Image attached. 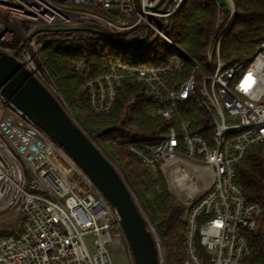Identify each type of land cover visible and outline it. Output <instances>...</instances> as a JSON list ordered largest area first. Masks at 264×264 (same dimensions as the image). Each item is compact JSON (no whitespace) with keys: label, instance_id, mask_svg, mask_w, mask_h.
I'll return each mask as SVG.
<instances>
[{"label":"built area","instance_id":"2783aa9c","mask_svg":"<svg viewBox=\"0 0 264 264\" xmlns=\"http://www.w3.org/2000/svg\"><path fill=\"white\" fill-rule=\"evenodd\" d=\"M185 1L0 0V51L43 83L49 74L40 53L52 42L99 39L120 52L133 51L150 35L169 43L174 53L160 63L106 57L107 69L96 74L78 63L80 91L94 114H107L124 80L143 86L141 98L152 103L149 115L174 124L158 145L131 152L184 198L182 264H248L249 234L260 230L263 208L247 200L237 165L249 147L264 144V38L254 54L223 59L236 7L234 0H215L203 59L190 56L167 34ZM139 99L131 96L126 106ZM188 103L203 111L200 126L182 117ZM115 239L127 243L116 209L64 149L0 92V264H113L109 247Z\"/></svg>","mask_w":264,"mask_h":264},{"label":"trees","instance_id":"16d2710c","mask_svg":"<svg viewBox=\"0 0 264 264\" xmlns=\"http://www.w3.org/2000/svg\"><path fill=\"white\" fill-rule=\"evenodd\" d=\"M234 3V23L222 47L225 60L239 52L254 54L264 34V0H234ZM217 10L215 0H186L171 16L167 34L187 54L202 60ZM150 48L156 53L161 48L166 55L143 63H160L174 53V48L160 37L151 43ZM40 57L63 102L88 133H97V144L125 174L162 240L166 264H182L186 210L168 191L165 179L153 178L143 162L131 152L132 147L146 152L149 146L161 143L174 121L151 117L152 103L141 98L143 86L131 79L122 82L109 113L94 114L89 109L87 97L80 91L84 73L76 70L77 64L83 62L85 70L89 68L96 74L107 69L103 64L106 57H113L115 61L130 59L106 42L99 39L52 42L41 50ZM133 95L140 99L127 107L126 103ZM181 112L185 120L195 126L201 125L197 117L203 111L196 104L184 105ZM237 176L247 200L259 203L263 208L258 220L260 230L249 234L251 253L247 262L264 264V144L247 149L237 165Z\"/></svg>","mask_w":264,"mask_h":264},{"label":"water","instance_id":"95a60500","mask_svg":"<svg viewBox=\"0 0 264 264\" xmlns=\"http://www.w3.org/2000/svg\"><path fill=\"white\" fill-rule=\"evenodd\" d=\"M147 36L148 31L145 39ZM0 92L64 149L116 209L134 264H161L162 245L131 184L68 110L59 93L1 51Z\"/></svg>","mask_w":264,"mask_h":264},{"label":"rangeland","instance_id":"374dc122","mask_svg":"<svg viewBox=\"0 0 264 264\" xmlns=\"http://www.w3.org/2000/svg\"><path fill=\"white\" fill-rule=\"evenodd\" d=\"M263 38H264V34H263ZM155 39H156L155 35H150V37H149V39L147 40L146 43H144L142 45H138V46L132 47V49H134L133 51L127 52V51L122 50L121 53L123 55H125V57H129L131 61H138V62L153 60V59H156V58H163V56L166 55V52L163 49L158 48V52L156 53L154 49L150 48L151 43ZM42 79H43V83L48 88H50L52 91H54V93L58 92L55 89V86H54L53 82L51 81V79L49 78V76L48 77H43ZM68 110H70V109L68 108ZM70 112H71V110H70ZM89 134L95 135L94 139H95V137L97 135V133H89ZM166 187H167L168 191L180 202V204L186 210V205L184 203V198H182L181 195H178V194L174 193L172 191V189L169 188V186L167 185V182H166ZM155 231H156V229H155ZM156 236L158 238V241L162 245L161 247H162L163 254H164V257H165V262H166V252H165L166 250H165V248L163 246L162 240H161L159 234L157 233V231H156ZM109 249H110V256H111V260H112L113 264H134L132 254H131V251H130L129 246H128L127 243L123 246V244L121 243L120 240L115 239L113 241V243L110 245Z\"/></svg>","mask_w":264,"mask_h":264}]
</instances>
